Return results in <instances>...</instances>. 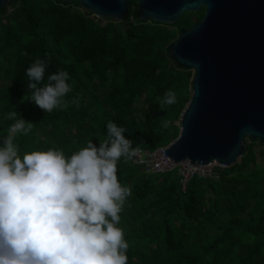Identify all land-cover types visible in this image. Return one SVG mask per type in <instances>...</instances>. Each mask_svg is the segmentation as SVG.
I'll use <instances>...</instances> for the list:
<instances>
[{"label": "trees", "instance_id": "trees-1", "mask_svg": "<svg viewBox=\"0 0 264 264\" xmlns=\"http://www.w3.org/2000/svg\"><path fill=\"white\" fill-rule=\"evenodd\" d=\"M129 3L123 21L107 22L80 2L18 0L0 10V137L14 123L4 119L8 112L31 122L29 135L15 137L21 155L58 148L70 156L89 141L98 147L109 121L126 129L133 148L154 151L177 139L195 73L169 49L204 15L188 13L164 25L140 20L138 0ZM37 59L48 65L45 83L59 70L69 73L67 109L48 114L31 101L26 70ZM168 90L176 102L161 108ZM260 157L264 146L248 139L234 166L193 177L185 191L178 168L152 173L122 159L118 180L132 193L118 225L129 243L128 264H264Z\"/></svg>", "mask_w": 264, "mask_h": 264}, {"label": "clouds", "instance_id": "clouds-1", "mask_svg": "<svg viewBox=\"0 0 264 264\" xmlns=\"http://www.w3.org/2000/svg\"><path fill=\"white\" fill-rule=\"evenodd\" d=\"M47 67L35 60L26 70L27 87L31 101L51 114L68 108L64 98L72 89L64 70L45 83ZM159 102L161 108L174 104V91ZM4 119L14 123L0 137V264H128L129 243L118 225L132 193L118 180V163L133 161L143 148H133L126 129L109 121L98 147L89 141L70 156L58 148L21 155L15 137L29 135L34 125L16 111ZM181 185L185 191L182 178Z\"/></svg>", "mask_w": 264, "mask_h": 264}, {"label": "water", "instance_id": "water-1", "mask_svg": "<svg viewBox=\"0 0 264 264\" xmlns=\"http://www.w3.org/2000/svg\"><path fill=\"white\" fill-rule=\"evenodd\" d=\"M0 0V10L9 2ZM80 2L103 20L123 21L129 0ZM201 7V21L180 32L169 54L194 71L192 96L177 139L160 153L173 164L232 167L247 140L264 146V0H138V18L174 25Z\"/></svg>", "mask_w": 264, "mask_h": 264}, {"label": "built area", "instance_id": "built-area-1", "mask_svg": "<svg viewBox=\"0 0 264 264\" xmlns=\"http://www.w3.org/2000/svg\"><path fill=\"white\" fill-rule=\"evenodd\" d=\"M163 151H165V148H159L153 152L141 149L140 154L133 161L135 164L144 165L147 171L152 173L167 172L177 167V164H173L169 158H164L160 154ZM215 166L216 164L203 166L194 164L193 166L190 162L181 163L178 168L182 176L183 189L186 188L187 182L195 176H201L203 178L212 177Z\"/></svg>", "mask_w": 264, "mask_h": 264}, {"label": "rangeland", "instance_id": "rangeland-1", "mask_svg": "<svg viewBox=\"0 0 264 264\" xmlns=\"http://www.w3.org/2000/svg\"><path fill=\"white\" fill-rule=\"evenodd\" d=\"M104 21L107 22V21H111V20H104ZM259 149H260L259 147H256V148H255V151H256V153H258V154L260 153V152H259V151H260ZM259 163H260L261 166H262V165L264 166V160H263L261 157H260Z\"/></svg>", "mask_w": 264, "mask_h": 264}, {"label": "flooded vegetation", "instance_id": "flooded-vegetation-1", "mask_svg": "<svg viewBox=\"0 0 264 264\" xmlns=\"http://www.w3.org/2000/svg\"><path fill=\"white\" fill-rule=\"evenodd\" d=\"M197 13V12H196ZM198 13H199V15L200 14H203V15H205V8L204 7H201L200 8V10L198 11ZM188 14V13H187ZM190 14H192V13H190ZM195 20V19H194Z\"/></svg>", "mask_w": 264, "mask_h": 264}]
</instances>
